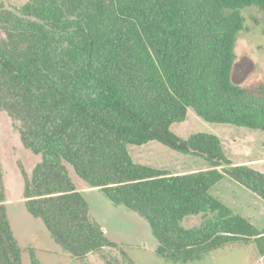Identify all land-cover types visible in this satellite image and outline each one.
I'll list each match as a JSON object with an SVG mask.
<instances>
[{
    "label": "trees",
    "instance_id": "1",
    "mask_svg": "<svg viewBox=\"0 0 264 264\" xmlns=\"http://www.w3.org/2000/svg\"><path fill=\"white\" fill-rule=\"evenodd\" d=\"M253 4L264 10V0L0 3V112L42 158L31 175L20 167L26 207L72 257L118 244L92 216L68 164L143 216L166 260L187 263L255 242L264 261V228L211 194L226 174L264 199V172L234 165L217 134L185 139L171 129L191 108L210 123L264 132V77L232 80L241 9ZM150 141L204 158L211 169L172 173L135 162L129 145ZM5 181L0 156V264H23ZM200 214L201 226L182 225ZM30 252L32 264H42Z\"/></svg>",
    "mask_w": 264,
    "mask_h": 264
},
{
    "label": "rangeland",
    "instance_id": "2",
    "mask_svg": "<svg viewBox=\"0 0 264 264\" xmlns=\"http://www.w3.org/2000/svg\"><path fill=\"white\" fill-rule=\"evenodd\" d=\"M26 1L0 0V3L17 6ZM241 11L245 24L236 35L232 69V80L236 85L245 84L258 75L264 77V10L253 4ZM171 129L185 139L196 132L217 134L222 138L225 154L234 165L245 164L264 172V132L260 130L210 123L191 108L186 120L174 123ZM129 152L137 163L167 169L172 173L211 169L206 159L180 153L159 141L129 145ZM0 156L7 185L8 215L23 248V264H32L30 248L42 264H264L255 242L219 248L187 263L164 259L156 253L158 240L143 216L123 205L114 204L101 188L91 186L68 164L79 190L90 205L92 216L106 230L108 238L118 244L116 248L107 247L78 260L64 251L44 222L27 210L20 167L22 165L31 175L42 158L23 145L15 121L5 112H0ZM211 194L216 197L221 195L231 207L236 208L235 212L249 218L256 227L264 228V199L232 177L225 174L219 185L211 189ZM204 222L203 214L191 215L182 221V225L198 227ZM122 251L129 257H125Z\"/></svg>",
    "mask_w": 264,
    "mask_h": 264
},
{
    "label": "crops",
    "instance_id": "3",
    "mask_svg": "<svg viewBox=\"0 0 264 264\" xmlns=\"http://www.w3.org/2000/svg\"><path fill=\"white\" fill-rule=\"evenodd\" d=\"M228 176H229V175H228ZM232 179H233V178H232ZM235 181H236V180H235ZM238 183H239V182H238ZM239 184H240V183H239ZM218 185H219V184H218ZM237 187H238V186H237ZM217 196H218V195H217ZM219 198L222 199V198H221V195L219 196ZM222 201L225 202V203L228 204V205L230 204L229 201H225V200H223V199H222ZM229 206H230V205H229ZM230 207H231V206H230ZM231 208H232L233 210H236L235 207H231ZM105 231H106V230H105Z\"/></svg>",
    "mask_w": 264,
    "mask_h": 264
}]
</instances>
